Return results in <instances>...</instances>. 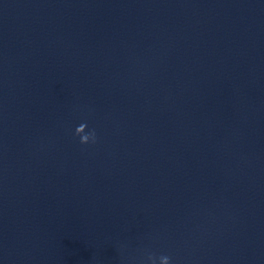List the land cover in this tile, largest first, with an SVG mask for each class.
<instances>
[{"label": "water", "instance_id": "obj_1", "mask_svg": "<svg viewBox=\"0 0 264 264\" xmlns=\"http://www.w3.org/2000/svg\"><path fill=\"white\" fill-rule=\"evenodd\" d=\"M149 256L264 264V0H0V264Z\"/></svg>", "mask_w": 264, "mask_h": 264}, {"label": "clouds", "instance_id": "obj_2", "mask_svg": "<svg viewBox=\"0 0 264 264\" xmlns=\"http://www.w3.org/2000/svg\"><path fill=\"white\" fill-rule=\"evenodd\" d=\"M86 128H87V124L82 123L75 130V134L80 137V143L82 145H87L90 142L95 143L96 142L95 130H92V131L88 132L87 134H85ZM81 133H84V134H81ZM148 259H149V261L152 262V264H155V258L154 257L149 256ZM160 264H170V258L168 256H161L160 257Z\"/></svg>", "mask_w": 264, "mask_h": 264}]
</instances>
